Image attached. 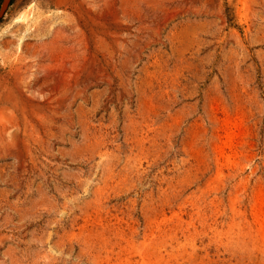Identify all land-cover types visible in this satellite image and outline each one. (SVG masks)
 <instances>
[{"label": "rangeland", "instance_id": "1", "mask_svg": "<svg viewBox=\"0 0 264 264\" xmlns=\"http://www.w3.org/2000/svg\"><path fill=\"white\" fill-rule=\"evenodd\" d=\"M0 100V264H264V0H10Z\"/></svg>", "mask_w": 264, "mask_h": 264}, {"label": "bare ground", "instance_id": "2", "mask_svg": "<svg viewBox=\"0 0 264 264\" xmlns=\"http://www.w3.org/2000/svg\"><path fill=\"white\" fill-rule=\"evenodd\" d=\"M64 30V29H63ZM54 32H56V30L54 31ZM57 34H59V33H57ZM65 34V33H64ZM68 34H70V33H68ZM55 35V34H54ZM55 36H57V35H55ZM63 35H61V37H62ZM60 37V36H59ZM66 37H68V36H66ZM64 38H65V36H64ZM57 39H59L58 37H57ZM56 40V39H55ZM53 41V40H52ZM58 41V40H57ZM61 41V40H60ZM46 43H48V42H46ZM51 43H53V42H51ZM45 44V43H44ZM54 44V43H53ZM52 44V45H53ZM43 45V44H42ZM49 45V44H48ZM50 46H51V44H50ZM56 46V45H55ZM40 53V52H39ZM42 58V57H41ZM39 61V60H38ZM41 61V60H40ZM43 61V60H42ZM39 66V65H38ZM41 66V65H40ZM10 84V83H9ZM24 90V89H23ZM6 99H8L9 98V96H6L5 97ZM7 104V102L5 101V100H3V101H1L0 100V115L1 114H3V112L5 111V110H7V108H6V105Z\"/></svg>", "mask_w": 264, "mask_h": 264}, {"label": "water", "instance_id": "3", "mask_svg": "<svg viewBox=\"0 0 264 264\" xmlns=\"http://www.w3.org/2000/svg\"><path fill=\"white\" fill-rule=\"evenodd\" d=\"M10 0H4L3 1V3H2V5H1V8H0V15H1V13L3 12V10L5 9V7L8 5V2H9Z\"/></svg>", "mask_w": 264, "mask_h": 264}]
</instances>
